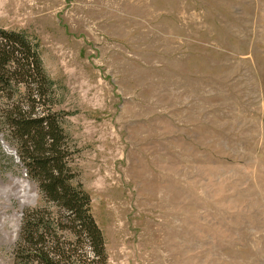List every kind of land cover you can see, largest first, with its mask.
Wrapping results in <instances>:
<instances>
[{
    "label": "rangeland",
    "instance_id": "1",
    "mask_svg": "<svg viewBox=\"0 0 264 264\" xmlns=\"http://www.w3.org/2000/svg\"><path fill=\"white\" fill-rule=\"evenodd\" d=\"M0 28L39 44L104 264H264V0H0ZM3 134L12 264L40 201Z\"/></svg>",
    "mask_w": 264,
    "mask_h": 264
},
{
    "label": "trees",
    "instance_id": "2",
    "mask_svg": "<svg viewBox=\"0 0 264 264\" xmlns=\"http://www.w3.org/2000/svg\"><path fill=\"white\" fill-rule=\"evenodd\" d=\"M53 85L38 42L24 31L0 28V132L40 201L23 212L12 264H104V239L90 197L75 183L61 115L50 103Z\"/></svg>",
    "mask_w": 264,
    "mask_h": 264
},
{
    "label": "water",
    "instance_id": "3",
    "mask_svg": "<svg viewBox=\"0 0 264 264\" xmlns=\"http://www.w3.org/2000/svg\"><path fill=\"white\" fill-rule=\"evenodd\" d=\"M5 148H7V147H5ZM6 151H7L8 154H12L16 158V154H15L14 151L9 150L8 148L6 149Z\"/></svg>",
    "mask_w": 264,
    "mask_h": 264
}]
</instances>
